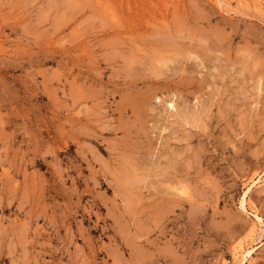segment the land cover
I'll list each match as a JSON object with an SVG mask.
<instances>
[{"label":"rangeland","instance_id":"rangeland-1","mask_svg":"<svg viewBox=\"0 0 264 264\" xmlns=\"http://www.w3.org/2000/svg\"><path fill=\"white\" fill-rule=\"evenodd\" d=\"M0 264H264V0H0Z\"/></svg>","mask_w":264,"mask_h":264},{"label":"bare ground","instance_id":"bare-ground-1","mask_svg":"<svg viewBox=\"0 0 264 264\" xmlns=\"http://www.w3.org/2000/svg\"><path fill=\"white\" fill-rule=\"evenodd\" d=\"M184 35V34H183ZM172 48V47H171ZM136 57V56H135ZM136 71V70H135ZM134 73V72H133ZM134 77V76H133ZM171 106H172V104H171ZM191 122V121H190ZM119 127V126H118ZM125 179V178H124ZM244 203H245V197L242 199V208H245V206H244ZM171 209V208H170ZM240 248V251H239V253H240V255H242V261L245 259V256L243 255V250H244V248L243 247H239ZM238 252V251H237ZM250 254V253H249ZM248 255V254H247Z\"/></svg>","mask_w":264,"mask_h":264}]
</instances>
